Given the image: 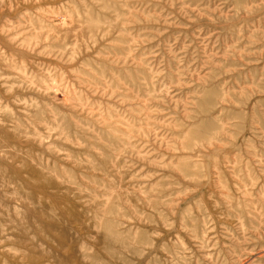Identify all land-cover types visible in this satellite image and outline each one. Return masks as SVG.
<instances>
[{
  "label": "rangeland",
  "instance_id": "374dc122",
  "mask_svg": "<svg viewBox=\"0 0 264 264\" xmlns=\"http://www.w3.org/2000/svg\"><path fill=\"white\" fill-rule=\"evenodd\" d=\"M0 264H264V0H0Z\"/></svg>",
  "mask_w": 264,
  "mask_h": 264
}]
</instances>
